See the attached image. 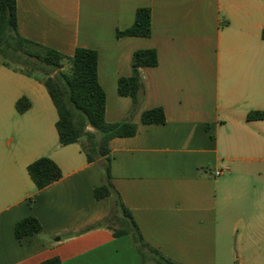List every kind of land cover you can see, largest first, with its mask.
I'll use <instances>...</instances> for the list:
<instances>
[{"label":"crops","instance_id":"obj_1","mask_svg":"<svg viewBox=\"0 0 264 264\" xmlns=\"http://www.w3.org/2000/svg\"><path fill=\"white\" fill-rule=\"evenodd\" d=\"M143 7L151 35L119 37ZM17 13L26 39L67 57L98 52L107 122L138 128L109 147L113 183L145 242L179 264H219V246L238 232L239 260L260 259L264 120L248 115L264 112V0H17ZM148 49L159 63L140 69L145 99L131 115L118 83L132 75L134 53ZM23 98L31 105L19 112ZM154 108L165 124L142 123ZM58 119L44 82L0 55V264H143L130 236L88 230L110 215L113 197L96 199L103 165L89 163L79 143L60 145ZM43 157L63 177L38 190L28 167ZM219 169L228 175L216 177ZM29 217L42 230L18 239L15 227Z\"/></svg>","mask_w":264,"mask_h":264},{"label":"trees","instance_id":"obj_2","mask_svg":"<svg viewBox=\"0 0 264 264\" xmlns=\"http://www.w3.org/2000/svg\"><path fill=\"white\" fill-rule=\"evenodd\" d=\"M152 33V13L147 7L139 8L133 26L119 31V37H149ZM264 39V30L262 33ZM0 55L4 65L30 78L42 80L58 112L57 131L61 146L79 143L89 163L101 162L104 178L96 185L97 200L113 197L110 215L88 230L107 228L115 237L130 236L142 257L143 264H179L164 256L145 242L142 231L132 212L123 202L113 183L110 141L116 137H133L137 124L130 119L109 123L106 120L107 95L99 83L98 52L78 48L73 57L58 50L24 38L18 28L17 0H0ZM159 63L156 50H138L132 61V75L120 78L118 91L121 96L132 99L131 115L145 99V85L140 69L155 67ZM66 64L69 70H65ZM31 103L23 98L17 102L19 112L29 109ZM248 120H264V112H251ZM143 124H165L162 108L143 112ZM28 172L38 190H42L63 177L61 168L50 158L43 157L28 167ZM40 222L29 217L15 227L18 239L39 234ZM54 258L41 264H59Z\"/></svg>","mask_w":264,"mask_h":264},{"label":"rangeland","instance_id":"obj_3","mask_svg":"<svg viewBox=\"0 0 264 264\" xmlns=\"http://www.w3.org/2000/svg\"><path fill=\"white\" fill-rule=\"evenodd\" d=\"M65 70H69V65L66 64ZM228 174L224 175L227 176ZM238 232H231L229 237L222 241V244L219 246V264H264V251L262 257L254 259L252 257H249L246 259V261L241 262L239 260V251L236 246V238H237ZM227 243H229L227 247ZM228 253V255H227ZM231 254V255H230ZM223 255H226V258L223 257Z\"/></svg>","mask_w":264,"mask_h":264},{"label":"built area","instance_id":"obj_4","mask_svg":"<svg viewBox=\"0 0 264 264\" xmlns=\"http://www.w3.org/2000/svg\"><path fill=\"white\" fill-rule=\"evenodd\" d=\"M229 170L226 169V170H223V169H219V170H216L215 172V176L216 177H222L224 174H226Z\"/></svg>","mask_w":264,"mask_h":264}]
</instances>
